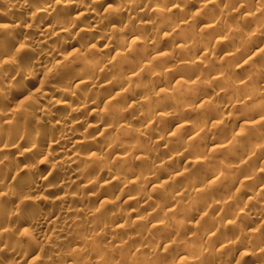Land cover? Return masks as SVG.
Segmentation results:
<instances>
[{
  "label": "clouds",
  "instance_id": "obj_1",
  "mask_svg": "<svg viewBox=\"0 0 264 264\" xmlns=\"http://www.w3.org/2000/svg\"><path fill=\"white\" fill-rule=\"evenodd\" d=\"M0 264H264V0H0Z\"/></svg>",
  "mask_w": 264,
  "mask_h": 264
}]
</instances>
